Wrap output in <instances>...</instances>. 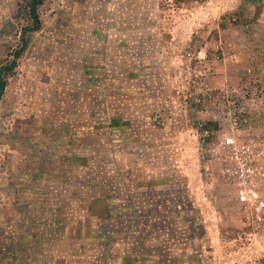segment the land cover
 Here are the masks:
<instances>
[{
    "label": "rangeland",
    "instance_id": "rangeland-1",
    "mask_svg": "<svg viewBox=\"0 0 264 264\" xmlns=\"http://www.w3.org/2000/svg\"><path fill=\"white\" fill-rule=\"evenodd\" d=\"M29 2L0 0V67ZM38 11L0 103V264H264V220L238 199L223 143L264 164V36L248 1ZM255 189L264 199V177Z\"/></svg>",
    "mask_w": 264,
    "mask_h": 264
},
{
    "label": "built area",
    "instance_id": "built-area-1",
    "mask_svg": "<svg viewBox=\"0 0 264 264\" xmlns=\"http://www.w3.org/2000/svg\"><path fill=\"white\" fill-rule=\"evenodd\" d=\"M224 143L231 163L234 177L240 188L239 200L252 207L259 221L264 220V199L260 198L255 189V180L264 177V164L259 167L252 159L253 149L250 145L238 142L233 138H227Z\"/></svg>",
    "mask_w": 264,
    "mask_h": 264
},
{
    "label": "trees",
    "instance_id": "trees-1",
    "mask_svg": "<svg viewBox=\"0 0 264 264\" xmlns=\"http://www.w3.org/2000/svg\"><path fill=\"white\" fill-rule=\"evenodd\" d=\"M43 2L44 0H30L29 12H30V17L32 19V24L27 25L23 28L22 36H21L22 45L20 46L19 49H17L14 52V55H13L14 59L0 67V103L2 101V97L5 93L6 86H7V74L15 70V68L18 65V59L22 56V54L28 48L27 33L38 31L42 26V21L39 15L38 8Z\"/></svg>",
    "mask_w": 264,
    "mask_h": 264
},
{
    "label": "crops",
    "instance_id": "crops-1",
    "mask_svg": "<svg viewBox=\"0 0 264 264\" xmlns=\"http://www.w3.org/2000/svg\"><path fill=\"white\" fill-rule=\"evenodd\" d=\"M232 1H233V3H238L240 0H232ZM247 1L253 9V11H252L253 12V18H255V25L253 26V28H251L250 32L253 31V33H255V32L259 33L261 31H263L262 35L264 36V5L262 3V2H264V0H247ZM262 41H263V45H264V39ZM251 46H254V43H252ZM249 57L251 58L252 61L257 60L256 57H254L252 54H250ZM237 58H240L239 54L237 55Z\"/></svg>",
    "mask_w": 264,
    "mask_h": 264
}]
</instances>
